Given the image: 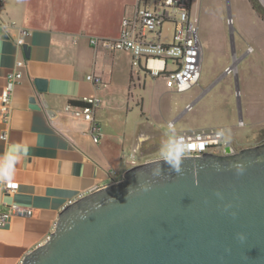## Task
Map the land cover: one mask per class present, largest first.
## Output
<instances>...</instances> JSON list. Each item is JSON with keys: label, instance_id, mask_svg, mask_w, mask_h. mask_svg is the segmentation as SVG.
Here are the masks:
<instances>
[{"label": "crops", "instance_id": "0c3cea01", "mask_svg": "<svg viewBox=\"0 0 264 264\" xmlns=\"http://www.w3.org/2000/svg\"><path fill=\"white\" fill-rule=\"evenodd\" d=\"M137 3L0 0V93L7 74L23 61L9 120L0 119V169L12 161L11 181L18 190L13 195L0 192V212L8 204L34 210L33 217L15 216L0 227V264H20L45 243L69 203L121 181L136 165L163 159L181 131L168 123L177 121L198 93H177L142 69L133 73L128 51L110 52L89 43L91 38L116 39L122 18H132ZM190 16L194 20L192 2ZM21 30L27 34L22 36L24 45L18 46ZM89 75L108 86L96 87ZM36 79L46 81L45 92L38 91ZM88 96L101 100L95 114L98 143L85 120L65 111L68 104H81ZM32 97L40 109L32 107ZM256 135V129L236 138L225 134L228 145L215 153L252 147ZM133 149L135 165L129 159Z\"/></svg>", "mask_w": 264, "mask_h": 264}, {"label": "water", "instance_id": "95a60500", "mask_svg": "<svg viewBox=\"0 0 264 264\" xmlns=\"http://www.w3.org/2000/svg\"><path fill=\"white\" fill-rule=\"evenodd\" d=\"M20 264H264V143L183 157L180 173L136 165L65 207Z\"/></svg>", "mask_w": 264, "mask_h": 264}, {"label": "built area", "instance_id": "2783aa9c", "mask_svg": "<svg viewBox=\"0 0 264 264\" xmlns=\"http://www.w3.org/2000/svg\"><path fill=\"white\" fill-rule=\"evenodd\" d=\"M191 2L192 0H138L134 16L122 18L119 36L116 39L91 38L89 43L94 48L101 47L110 52L128 51L132 55L133 73L142 69L154 79L162 78L166 88L177 93L187 92L198 85L203 60L198 26L190 16ZM165 24H170L172 27L170 42L162 40ZM20 33L21 37L17 39V45L23 46L22 36L26 35L27 31L21 30ZM252 50L248 48V52ZM15 66L16 68L7 74L6 83L0 93V119L4 123L10 117L12 95L15 85L22 77L20 67L23 66V61H18ZM224 73L236 77L237 66L233 64L227 67ZM87 79L96 87L108 86L100 77L89 75ZM192 105L193 103L188 104L185 111H189ZM100 106L99 98L88 96L81 99V104L70 103L65 107L66 112L89 124V132L94 143L99 142L101 135L100 123L95 118ZM168 126L173 130L175 121L169 122ZM238 126H244L242 119L239 120ZM1 137L5 138V134ZM227 145L224 128L209 127L177 132L171 139L168 149L181 147L185 149L183 157H199L205 153H215L214 150ZM136 153L137 150L133 149L129 155L132 165H135ZM9 164L13 166L12 161L9 160L0 170L7 168ZM17 190L18 184L14 181L0 183V192L5 195H13ZM70 204L72 203L68 205ZM15 216L31 218L34 216V210L18 204H8L0 212V227H4Z\"/></svg>", "mask_w": 264, "mask_h": 264}, {"label": "rangeland", "instance_id": "374dc122", "mask_svg": "<svg viewBox=\"0 0 264 264\" xmlns=\"http://www.w3.org/2000/svg\"><path fill=\"white\" fill-rule=\"evenodd\" d=\"M260 12L264 9L258 0H192L203 49L202 69L198 85L188 91L198 93L192 108L178 112L183 113L175 121L176 129L223 127L226 136L233 138L256 129L254 146L264 143V20ZM170 31L171 25L165 24L162 40L169 41ZM233 64L236 77L224 73Z\"/></svg>", "mask_w": 264, "mask_h": 264}, {"label": "clouds", "instance_id": "9594fccd", "mask_svg": "<svg viewBox=\"0 0 264 264\" xmlns=\"http://www.w3.org/2000/svg\"><path fill=\"white\" fill-rule=\"evenodd\" d=\"M185 154V149L176 147L170 150L164 157L163 162L166 163L174 172L180 173L182 158ZM12 164H9L7 168L0 170V183L10 182L12 179ZM155 174V173H154Z\"/></svg>", "mask_w": 264, "mask_h": 264}, {"label": "flooded vegetation", "instance_id": "af4514ba", "mask_svg": "<svg viewBox=\"0 0 264 264\" xmlns=\"http://www.w3.org/2000/svg\"><path fill=\"white\" fill-rule=\"evenodd\" d=\"M258 2H259V5H260L261 7H263V9H264V2H263L262 0H258ZM254 9H255V8H254ZM255 10H256V9H255ZM259 17H260L262 20H264V12H260Z\"/></svg>", "mask_w": 264, "mask_h": 264}, {"label": "trees", "instance_id": "16d2710c", "mask_svg": "<svg viewBox=\"0 0 264 264\" xmlns=\"http://www.w3.org/2000/svg\"><path fill=\"white\" fill-rule=\"evenodd\" d=\"M255 8V7H254Z\"/></svg>", "mask_w": 264, "mask_h": 264}]
</instances>
